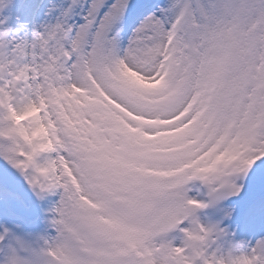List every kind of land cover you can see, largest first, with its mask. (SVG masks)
<instances>
[{
    "label": "snow or ice",
    "instance_id": "6c2138e0",
    "mask_svg": "<svg viewBox=\"0 0 264 264\" xmlns=\"http://www.w3.org/2000/svg\"><path fill=\"white\" fill-rule=\"evenodd\" d=\"M0 264H264V0H0Z\"/></svg>",
    "mask_w": 264,
    "mask_h": 264
},
{
    "label": "rangeland",
    "instance_id": "374dc122",
    "mask_svg": "<svg viewBox=\"0 0 264 264\" xmlns=\"http://www.w3.org/2000/svg\"><path fill=\"white\" fill-rule=\"evenodd\" d=\"M18 2H19V0H14V3H18ZM16 14H19V13H16ZM14 19H15V16H13V17L10 19L9 22H10V23L13 22Z\"/></svg>",
    "mask_w": 264,
    "mask_h": 264
}]
</instances>
